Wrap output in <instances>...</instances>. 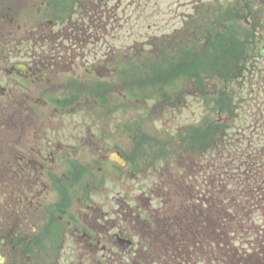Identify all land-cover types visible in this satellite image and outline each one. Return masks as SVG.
Listing matches in <instances>:
<instances>
[{
	"label": "flooded vegetation",
	"instance_id": "obj_1",
	"mask_svg": "<svg viewBox=\"0 0 264 264\" xmlns=\"http://www.w3.org/2000/svg\"><path fill=\"white\" fill-rule=\"evenodd\" d=\"M125 1L0 0V264L204 260V143L194 156L184 153L181 139L173 147L172 139L155 138L152 161L167 152L170 162L177 153L191 159L192 172L182 178L198 179L185 187L170 164L157 183L142 186L137 128L125 143L127 128L138 123L127 124L136 117L143 62L140 43L119 35ZM203 35L197 40L204 44ZM199 77L203 83L204 73ZM156 94L165 106L172 98L169 91ZM173 179L177 187L169 188ZM238 239L252 240L234 233L229 252ZM259 257L264 264V251Z\"/></svg>",
	"mask_w": 264,
	"mask_h": 264
},
{
	"label": "rangeland",
	"instance_id": "obj_2",
	"mask_svg": "<svg viewBox=\"0 0 264 264\" xmlns=\"http://www.w3.org/2000/svg\"><path fill=\"white\" fill-rule=\"evenodd\" d=\"M252 1L253 0H126V4H129L125 6L124 11L126 23L123 25L124 28L121 29L119 35L120 37H123L124 42L134 43V41H138L140 43L142 60L146 61L147 58H150L159 62L161 61V58H158L159 56L155 55L156 46L153 44L152 48H150L149 40L151 42L155 41L160 43L159 46H162L161 48H165L167 46V53L169 54L174 53V55H179L183 50L182 54H185L186 51H189L187 50L186 44L195 40V37L191 38L194 26L198 25L201 20L199 23V32L201 34L205 33V24L206 22L209 23L210 20L207 18V16H209L207 15V11L216 12L221 10L224 23L232 21V18H237L240 19L238 22L242 27L245 26L244 22L248 19L250 22L252 20V22H256L258 24V26H256L257 30H254V33L255 31H258V33H255V43L252 44L253 47L258 49L264 45V9L260 3L255 0L253 1L255 3ZM109 4L112 9L118 10L117 2H111ZM199 11L201 13H199ZM221 13H212L210 15L219 16ZM236 15L238 16L232 17ZM239 15H241V18H238ZM212 34L213 33L209 36L210 42L213 41L214 35ZM204 37V35L201 37L202 40ZM113 41H117V37ZM162 42H164L163 45H161ZM206 42L207 41L205 40V45L203 42L199 43V48L197 49L196 47L194 50H191L192 52L190 51V56L187 57V59L190 60L189 64L193 65L194 68L198 69V66L201 65L202 60L200 61L199 57L204 54L203 52L205 51ZM180 43H182V45ZM169 44L173 45L168 46ZM189 48H191V46H189ZM157 51L160 53L164 52L162 49H157ZM161 55L164 56L163 53H161ZM253 63L255 64L256 62L253 61ZM261 67L264 69V57ZM170 71H172L174 76H171L167 80V83L164 84V86H161L157 83L156 76H159V74H155L154 67L152 66L151 68L148 61H146V64L141 65L140 80L142 92L139 95V102L136 104V117L133 118V114L128 116V120H130V122L127 124H131L133 121H137L138 123L127 128L126 131L129 134H125V143L129 144L132 141L136 128L137 135L142 139V159L140 164L143 172L142 177L145 179H142L141 185L150 186L153 183H157L160 180V177L158 178L159 174L161 175L163 173V168H165L168 164L171 165L170 169L172 172L174 174H179L181 179L182 175L188 176L192 172L189 163L191 159H181L179 153L175 154L176 160L172 162L169 160V152L165 154L167 156L163 157L162 160L156 162L152 161L154 153L156 152V148L154 146L156 141L155 138H160L162 140L172 139L169 142H171L173 147H175L181 139V142L183 143L181 144V147H184L185 150L188 147L190 153L194 152L193 155L198 156L197 153L201 149V144L200 147L197 148L200 143L198 141V131L200 132V130H202L201 132L207 135L209 133L206 131V122H208L207 126L217 122L219 130H217V135L214 137L218 144H220V147L214 149L213 151L207 150L206 152V159L204 163L207 171L205 172V176L207 177L209 173H211L212 176L205 180L206 183L211 179L221 180L224 179V174L226 175L228 173L232 174L233 182H227V184H222L221 182V187H226L225 190L227 194L225 196L221 195L222 205L220 211L218 209V214L215 216L214 220L221 213V222L223 221V223L221 229L218 231V228L215 229L213 226L214 220L209 222L206 221L207 239L205 240V245H201V249L205 254L202 255L204 256V260H201L200 264H203V262L204 264H260L262 258L259 257V253L264 251V197L262 198V202H260L256 201L255 195L253 196L251 193L247 195L248 189L253 191V194H255V185L258 183L254 179H247L245 177L247 172L243 169L238 171L236 170L239 165V161H237V144L235 141L233 140L232 153L228 152L223 154L221 149V138H219V136L221 130L223 132L221 122L224 120V132L226 133H234L235 131L239 132L237 126L243 125L244 127L245 123L252 121L250 113L254 114L259 108H264V104H262L264 91L259 93V91H257V86L253 89L251 88V94L247 96L248 98L250 96L251 100L247 102L243 100L242 97L249 92V89L244 88V90H241L239 87V81H241L240 79H237L235 82H231L228 85L227 91L230 92L231 95L236 90L239 92L238 95L236 94V97H234L233 103L234 105L238 103L236 104L238 107L236 111L239 112V118L238 120H231L227 118L225 111L220 108V104L216 102V98H213L216 96L217 99H219V90L222 85L219 81L208 85L209 99H207L205 97L206 89H204V86L200 91L188 94V91L193 88V84L192 82H189V77L182 74L184 72L181 68L178 66L171 67L167 74H169ZM199 72L200 71H198V73ZM253 73L256 76V80L260 79L259 77H263L262 79L264 81V70L253 71ZM179 75L180 77H176ZM251 76L252 74L249 75V79ZM158 82H162V80L159 78ZM165 90L169 91L172 95V98L169 100L167 105L169 107L167 110V106H165L164 101L162 100V104L156 94V92H163ZM195 90H197L196 83ZM211 91H214L217 95ZM239 97H241V99ZM181 98L185 100L184 104H182ZM201 101L203 103H201ZM165 112L169 114V121L167 122L170 124L169 128L171 127V129L166 132L167 134L165 132H160L161 128H165L164 122L166 121L167 116ZM263 122V119L259 120V125H257V127H263ZM203 123L204 128H202ZM226 126L228 129H225ZM198 127H200V130H198ZM257 127L255 129L249 127V136L251 140L254 138L251 132H257ZM183 138H185L184 142L182 141ZM167 148L168 146H166V149ZM230 155L231 158L229 157ZM236 161L237 165L235 164ZM219 163H221V170L218 167ZM229 163L232 165L233 169L228 166L229 169L226 170L225 166ZM99 165L100 162L94 161L92 163L93 170H96ZM211 166L216 167L217 170L213 169ZM160 168L161 170L159 173ZM262 170V174H264V166L262 167ZM220 172L222 173L221 179L219 178ZM85 179L89 178L86 177ZM173 180L174 182L166 181L170 182L168 183L169 188L176 187L175 179ZM194 181H196L195 177L183 179V182L186 183V185H192L195 183ZM114 183L116 185H120V182L117 181V179H114ZM197 183L196 185H198ZM216 184L219 185V182ZM247 201L249 202L247 203ZM257 204L260 205V208L257 207ZM245 205L251 206V215L253 218L251 222L241 221L238 225H240L239 229H242L243 231L247 227L250 228L249 234L252 240L245 241L244 239L242 241L241 239H238L237 243L233 245V248L237 249L238 256L234 257V249L229 252L232 246V241H229L230 239H228L227 243L221 242L220 236L227 239V234H230V230L233 227V221L231 220L232 217L230 219V212L227 211V209L231 210L234 207H245ZM215 206H217V203H215ZM215 222L219 223V220L216 219ZM215 232L219 235V240L218 237H215ZM251 251H253V255L247 258L246 255H248ZM190 253H194L193 249H191Z\"/></svg>",
	"mask_w": 264,
	"mask_h": 264
},
{
	"label": "trees",
	"instance_id": "obj_3",
	"mask_svg": "<svg viewBox=\"0 0 264 264\" xmlns=\"http://www.w3.org/2000/svg\"><path fill=\"white\" fill-rule=\"evenodd\" d=\"M221 12V10L216 12L207 11V15H209L207 16V18L210 19L209 23L206 22L205 24L206 27L204 40H206L207 42L204 49L205 51L203 52L204 54L200 55L199 57V60H202L199 68L203 69V72L206 76V79L204 80V89H206L205 97L209 99L208 85L210 83L213 84L219 81V83L222 84L219 90V99H217L216 96H214L213 98H216V102H218L220 104V108L225 111L227 118L231 120H238L239 112L236 111L238 109L236 104L238 103H236L235 105L233 103L234 97H236V94L238 95L239 92L236 90L231 95V93L227 91L228 85L231 82H235L237 79H240L241 81H239V87L241 88V90H244V88L249 89V92L245 94L244 97H242L243 100L247 102L251 100L250 96L249 98L247 97L251 94V88L253 89L255 86H257V91H259V93H261V91H264V81L262 79L263 77H259L260 79L256 80V76L253 73V71L264 70L261 67V63L264 57V45L258 49L252 46V44L255 43L256 38L254 33V28H256L255 25L253 27H247L246 25L242 27L238 22L240 21V19L232 18L237 17L238 15L232 16V21H226L227 23H224ZM212 13L221 14H219V16L210 15ZM240 16L241 15H239L238 18H241ZM211 33H213L212 35H214L212 42L209 41V36H211ZM198 44L199 40L195 38V40H193L190 44L191 48H187V50L189 51H186L185 54L181 53L177 56L187 58L188 56H190V53L192 52L191 50H194V48L196 47L197 49L199 48ZM253 61H255L256 63L254 64ZM176 66V64H171L168 66V68L170 69L171 67ZM180 66L184 72L182 74H185L186 77H189V82L195 80L194 83H196V87L198 88L199 85H201V80H198L200 79L198 73L199 68H194V66L189 63ZM250 74H252V76L249 79ZM211 92L214 93V91ZM239 98L241 99V97ZM262 100V104H264V95L262 96ZM263 114L264 108H259L254 114L250 113L253 122L249 121L248 119L249 123H245L244 127L243 125L237 126L239 132L235 131L234 133L224 132V120L221 122L223 132L221 130L219 136V138H221V149L223 154L228 152L232 153L233 140L237 144V161H239V165L237 166L236 170L238 171L240 169H243L247 172L245 174V177L247 179H254L258 183L257 185H255V194H253V191L251 194H253V196L255 195L256 201L260 202H262V198L264 197V174H262V167L264 166V126L257 127V125H259V120H264ZM206 127V131L209 134H204V142L206 148H210L213 147L215 143L218 144L214 137L217 135V130H219L218 123H212L208 126L206 124ZM249 127H252L253 129L257 127L258 129L255 133L253 131L251 132L252 136L254 137L253 140H251L249 136ZM225 129H228V127L226 126ZM229 157L231 158V155ZM237 161L235 162L236 165ZM228 166L233 169L232 165L229 163L225 166L226 170L229 169ZM223 180L232 183V175L228 173L226 175L224 174ZM258 205L259 204H257V206Z\"/></svg>",
	"mask_w": 264,
	"mask_h": 264
},
{
	"label": "water",
	"instance_id": "obj_4",
	"mask_svg": "<svg viewBox=\"0 0 264 264\" xmlns=\"http://www.w3.org/2000/svg\"><path fill=\"white\" fill-rule=\"evenodd\" d=\"M262 1H264V0H262Z\"/></svg>",
	"mask_w": 264,
	"mask_h": 264
}]
</instances>
